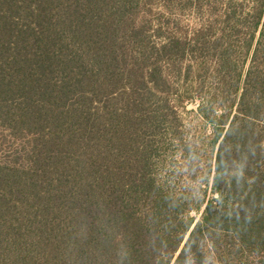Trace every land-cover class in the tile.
Wrapping results in <instances>:
<instances>
[{
	"label": "trees",
	"instance_id": "trees-1",
	"mask_svg": "<svg viewBox=\"0 0 264 264\" xmlns=\"http://www.w3.org/2000/svg\"><path fill=\"white\" fill-rule=\"evenodd\" d=\"M139 1L0 0V131L23 140L0 160V264H264V0L159 46ZM226 29L245 30L248 67L196 220L151 171L150 104L161 59L209 57L224 82Z\"/></svg>",
	"mask_w": 264,
	"mask_h": 264
},
{
	"label": "rangeland",
	"instance_id": "rangeland-1",
	"mask_svg": "<svg viewBox=\"0 0 264 264\" xmlns=\"http://www.w3.org/2000/svg\"><path fill=\"white\" fill-rule=\"evenodd\" d=\"M228 1L231 0H140L137 22L142 19L147 26L146 41L150 46H159L169 35L190 36L208 23L212 29L207 37H214L224 25ZM232 1H243L246 5L249 2ZM244 31L238 34L225 30L232 34L231 53L238 57V62L228 65L230 70L224 82L215 65H210L209 57L204 59L205 65L194 64L193 56L185 57L181 65L165 59L159 61L167 85L164 92L152 96L150 104L162 116L146 138L155 149L150 159L151 171L163 189L185 199L190 215L196 220L201 215V202L212 196L211 178L218 146L213 139L220 130L227 129L228 123L223 124V119L231 118L236 111L233 99L237 101L241 91L235 95L233 89L237 84L241 87L248 67L243 43L237 40ZM259 125L264 127V122ZM22 147L23 140L0 131V160L13 161Z\"/></svg>",
	"mask_w": 264,
	"mask_h": 264
}]
</instances>
